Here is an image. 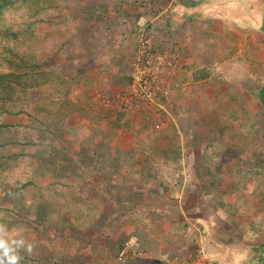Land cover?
<instances>
[{
  "label": "rangeland",
  "instance_id": "374dc122",
  "mask_svg": "<svg viewBox=\"0 0 264 264\" xmlns=\"http://www.w3.org/2000/svg\"><path fill=\"white\" fill-rule=\"evenodd\" d=\"M157 5L156 0H51L32 15V9H37V6L16 0L0 13V72H13L6 62L7 59L14 60L13 54L28 64L39 65L34 67L29 77L35 86L29 88L26 94L14 87L11 100L3 102L6 109L0 111V123L14 125L9 135L18 140L0 147V188L1 184L9 190L18 188L22 183L28 185L13 194H4L0 189V224L7 225L10 237H22L34 245L31 255L21 251L20 264H119L115 255L120 244L135 240H139L144 248V256L122 264H181L190 259L199 247L198 244L193 249L187 247L190 254L194 250L192 254L185 260L176 261L179 256L176 249L178 237L174 233L168 237L169 230L165 228L166 221L170 223L178 219V209L175 208H195L197 200H201L195 193L188 192L185 175L180 181L181 173L185 174L184 166L173 162L164 165L155 162L157 174L151 181L140 175L139 179L128 177L126 185L115 181L102 184V180L93 182L91 175L95 170L91 165L95 156L88 150L79 154V150L71 148L72 142L87 143L90 131L84 126L86 121L91 125H100L104 133H110L114 121L124 114L118 111L115 103L102 104V99H111L125 86L137 36L147 22L138 25V20L144 15L153 19L161 11ZM69 22L73 28L67 26ZM117 25L120 26L116 28ZM125 25L129 31L127 42L118 38V31L123 35ZM92 35L102 39L103 46L97 57L108 55L109 60L105 59L107 63L101 62V59L94 62L93 50L97 48ZM112 42L117 44L114 54L111 53ZM112 57L116 61L109 68L106 64L111 62ZM99 69L105 74L95 76ZM72 104L81 109L80 115L68 111ZM60 106L64 107L60 109ZM163 108L147 106L130 116L132 119L139 117L146 124L153 122L154 125L156 122L157 125L163 120L160 117L162 114H171L168 103ZM50 112L64 116L61 131L63 140L68 142L67 148L57 156L48 154L47 150L38 156L37 148L31 144L22 148L21 143L28 138L21 135V124H26L35 115L41 116L40 121L43 122L47 116H52ZM245 113L246 117H231L232 123L226 117L221 120H225L232 131L241 132L242 128L244 132L248 131V136L253 139L250 150L260 151L259 159L256 158L258 164L251 166L248 172L257 171L264 176V112L256 111L253 115L247 110ZM123 119L126 120V117ZM212 124L214 126L213 121ZM135 127L138 131L139 125ZM149 128L147 124L138 132L139 144L152 139L164 146L170 139H175L172 132L163 136L161 129L155 127L156 130L150 131ZM113 132L122 133L117 129ZM182 134H177L178 139ZM113 137L110 134L107 139L113 142ZM122 137L123 134H119L120 142L117 143L136 141L131 133L124 139ZM51 138L46 136L45 140L50 143ZM218 138L214 142L220 143V136ZM208 150V147L205 148L204 162ZM36 157L41 162L44 160L52 172L56 171L53 183L38 179L34 181L36 185H32L30 170ZM246 167L236 166L241 171ZM213 168L221 173V165L206 164L205 174H210ZM113 172L120 176L125 173L119 166ZM119 178L114 177L115 180ZM261 182L264 184V181ZM96 185H103V189L96 190ZM181 190L184 196L178 197ZM218 199L220 204L222 197ZM205 202L201 203L202 208H205ZM143 241L149 245H143ZM158 241L163 244L162 249Z\"/></svg>",
  "mask_w": 264,
  "mask_h": 264
},
{
  "label": "crops",
  "instance_id": "0c3cea01",
  "mask_svg": "<svg viewBox=\"0 0 264 264\" xmlns=\"http://www.w3.org/2000/svg\"><path fill=\"white\" fill-rule=\"evenodd\" d=\"M156 1L161 11L153 19L144 15L138 20V25L147 22L137 37L148 38L156 48L173 57L164 75L171 114H162L160 117L163 120L158 121L157 126L162 127L163 136L172 132L175 139L167 141L164 146L152 139L139 145L133 143L138 145L137 149L118 144L127 148L136 163L146 164L149 161L164 165L173 162L184 166L185 174L181 173L180 181L186 176L188 192L195 193L197 199L201 198L195 208H175L179 211L178 219L170 223L166 221L167 236L174 233L178 237L176 249L179 256L176 261L189 257L194 250L190 251L191 254L187 250L198 244L221 264H263L264 184L261 181H264V176L257 171L248 172L251 166L258 164L256 158L259 159L260 151L250 150L253 139L248 136V131L244 132V128L241 132L232 131L225 120H221L226 117L232 123L231 117H246L247 110L253 115L256 111L264 112L258 98L264 87L263 0ZM126 29L127 25L123 35L121 31L118 35L125 37L127 42L129 31ZM74 37L76 40V34ZM116 45L112 46V53L117 52ZM93 52L95 63L97 59L101 62L109 60L108 55L97 57L98 54ZM112 58L106 64L109 68L116 61ZM100 74H105L102 69L95 72V76ZM243 110L244 113H239ZM137 120L141 121L139 117ZM208 122L211 123L209 128ZM135 124L140 128L143 123ZM84 126L90 134L98 127L87 121ZM139 128L137 133L141 131ZM181 132L183 134L178 139L177 134ZM218 136L220 143L214 142V139L219 140ZM109 143L115 149L119 147L115 142ZM80 144L86 145L84 141ZM150 147L168 151L176 147L179 156L176 160L166 161L162 152H156L149 157L145 149ZM207 147L208 157L204 162ZM206 164L221 165V173L213 168L210 174H205ZM239 164L247 167L241 171L236 168ZM197 165V168L193 167ZM112 177L120 175L113 174ZM154 177L156 175L145 179L151 181ZM98 180H104L103 176H99ZM95 189H103V185H96ZM182 195L181 190L178 197ZM202 202H205V208L200 206ZM158 242L162 249L163 244ZM143 245L149 244L143 241Z\"/></svg>",
  "mask_w": 264,
  "mask_h": 264
},
{
  "label": "trees",
  "instance_id": "16d2710c",
  "mask_svg": "<svg viewBox=\"0 0 264 264\" xmlns=\"http://www.w3.org/2000/svg\"><path fill=\"white\" fill-rule=\"evenodd\" d=\"M23 4H31L34 7L37 6V9L33 8L32 9V15L38 13L40 10H42L43 4H45L48 1L51 0H20ZM16 0H0V13L6 9L9 6H12ZM263 11H262V27L261 30L264 32V0H263ZM67 26L72 27V23L69 22L67 23ZM93 39L92 41L95 42L96 48L95 49V54H99L101 47L103 44L101 43V38H94V35H92ZM120 38L123 42H125V37L121 36ZM129 38V37H127ZM139 39V38H138ZM138 41V40H137ZM136 41V43H137ZM115 42H112L111 46H113ZM160 52H164L163 50H158ZM105 53V52H101ZM112 53V52H111ZM135 53V51H134ZM133 53V54H134ZM108 54V53H107ZM114 54V53H112ZM14 55V60H9L7 59L6 62L13 69V72L9 73H2L0 72V111L5 110L6 104L3 102L7 100H11V96L14 92V87H18L19 89L23 90V93L26 94L27 90L33 86H35V83L33 79L29 80V77L32 75V70L35 68H38L39 65H31L25 62L24 59L19 58ZM127 83V82H126ZM125 83V84H126ZM124 89V86L121 90L118 92L122 91ZM258 98L261 101L262 105L264 106V87L261 89V91L258 94ZM73 105V104H72ZM69 106L68 111L70 113L76 112L77 114H81L82 111L81 109L76 106ZM64 106H60V109H62ZM51 113V112H50ZM121 114L116 120L114 121V124L112 126V131L110 133H104L103 128L99 125L95 131H92L91 134L88 137L86 145L83 146L80 143L76 144L72 142L71 148L74 150H79L80 153H82L83 150H88L92 151L95 158L93 160V163L91 164L92 167H95V170L93 173H91L93 182L96 181L98 182L99 176H103L104 180L100 181L102 184L105 182L109 181H115L118 182L119 184H125L127 183L126 179L135 177L139 179L140 175H143L145 178L149 179L153 175H156L157 169L154 163L147 162L146 164H140L136 163L135 160H133V157L130 156L127 152L126 147H120V145L117 143L119 140V134H123V136H130V133L132 136L136 137V141L138 142V137L140 133H137L134 129L135 126L137 125L135 123H138L137 118L134 117V119L131 118V114ZM52 116H47L43 122H41V116L35 115L31 120L27 121L26 124L22 125V130H21V135L25 137L27 140L21 143L22 148L26 147L28 144H31L32 147L37 148V152H39L38 156H41L40 154L45 152L47 150L48 154H52V156H57V154L61 153L62 149H66L68 142H65L62 137V131L63 130V122L64 121V116L63 114H58V113H51ZM126 117V120L123 119V117ZM123 119V120H122ZM41 120V121H40ZM62 122V123H61ZM117 122V123H116ZM61 123V124H60ZM143 123V124H142ZM142 126H140V130H142L147 124L150 127V131L156 130V126H154L151 122L150 124L146 122H142ZM49 125V126H47ZM46 126V127H45ZM143 127V128H142ZM14 128V125H3L0 123V147L5 146L10 143H15L18 140H13V138H10V132ZM15 128H18L17 126ZM119 128V129H118ZM161 127L158 126L157 129H160ZM114 129H117V132L122 131V133H116L113 132ZM114 136L112 140L115 142L119 147H116V149L113 146H110L111 140L107 139V136ZM46 136L52 137V141L49 143L48 141L45 140ZM171 141V139H170ZM177 141V140H175ZM131 141V143H125L128 145V147L134 146L135 149H137L139 143ZM154 142H157L154 141ZM136 143V144H133ZM16 145V144H15ZM31 150L33 148H30ZM137 152V151H136ZM145 152L149 154V157H152L154 153L156 152H162L163 157L168 160H176V158L179 156V150L176 147H172L170 151L162 149L160 147L156 148H146ZM147 154V157H148ZM36 162L33 163V167L30 170V174L32 176V185H36L37 182H34L38 179H45L48 182H52L53 179L52 177H55L57 174L55 170H51L48 164L45 163V161L42 160L40 161L39 157L35 158ZM80 164H82L80 162ZM120 167L125 173L120 176L118 180H115L113 175V171L116 167ZM88 175H90L88 173ZM146 179V180H147ZM53 183V182H52ZM28 185L26 184H20L18 188H11L10 190L3 184H1L0 188L3 190L4 194L8 193H19V191L23 190L24 188H27ZM80 207V205H79ZM136 242L140 243L139 240H135ZM128 242V241H127ZM126 242H123L121 245H123ZM141 245V244H140ZM119 246V248H120ZM142 246V245H141ZM118 248V249H119ZM143 248V247H142ZM144 249V248H143ZM145 251V250H144ZM140 258H128L127 262L134 261V260H139ZM130 260V261H129Z\"/></svg>",
  "mask_w": 264,
  "mask_h": 264
},
{
  "label": "built area",
  "instance_id": "2783aa9c",
  "mask_svg": "<svg viewBox=\"0 0 264 264\" xmlns=\"http://www.w3.org/2000/svg\"><path fill=\"white\" fill-rule=\"evenodd\" d=\"M131 61L127 83L124 89L111 99L103 98L102 104L115 103L118 111L126 114H138L145 107H159L168 103V87L164 80L165 70L172 64V55L160 52L147 38H139ZM158 127V126H157ZM145 252L140 243L126 242L115 255L117 263L122 264L128 258H142ZM181 264H219L203 248L198 247L192 257Z\"/></svg>",
  "mask_w": 264,
  "mask_h": 264
},
{
  "label": "clouds",
  "instance_id": "9594fccd",
  "mask_svg": "<svg viewBox=\"0 0 264 264\" xmlns=\"http://www.w3.org/2000/svg\"><path fill=\"white\" fill-rule=\"evenodd\" d=\"M34 245L24 238H12L7 225L0 224V264H20L21 251L29 255L33 253Z\"/></svg>",
  "mask_w": 264,
  "mask_h": 264
},
{
  "label": "flooded vegetation",
  "instance_id": "af4514ba",
  "mask_svg": "<svg viewBox=\"0 0 264 264\" xmlns=\"http://www.w3.org/2000/svg\"><path fill=\"white\" fill-rule=\"evenodd\" d=\"M263 18V17H262Z\"/></svg>",
  "mask_w": 264,
  "mask_h": 264
}]
</instances>
